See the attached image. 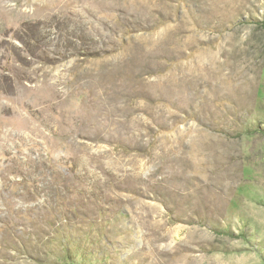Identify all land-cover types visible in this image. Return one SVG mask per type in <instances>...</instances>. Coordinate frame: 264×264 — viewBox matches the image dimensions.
I'll return each mask as SVG.
<instances>
[{
	"label": "rangeland",
	"instance_id": "1",
	"mask_svg": "<svg viewBox=\"0 0 264 264\" xmlns=\"http://www.w3.org/2000/svg\"><path fill=\"white\" fill-rule=\"evenodd\" d=\"M0 264H264V0H0Z\"/></svg>",
	"mask_w": 264,
	"mask_h": 264
}]
</instances>
